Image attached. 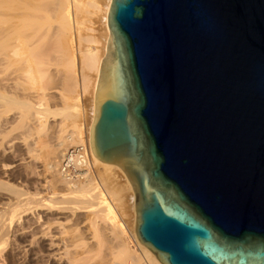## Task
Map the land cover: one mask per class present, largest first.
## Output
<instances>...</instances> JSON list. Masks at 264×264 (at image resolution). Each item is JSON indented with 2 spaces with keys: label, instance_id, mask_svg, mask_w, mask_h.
I'll list each match as a JSON object with an SVG mask.
<instances>
[{
  "label": "water",
  "instance_id": "water-1",
  "mask_svg": "<svg viewBox=\"0 0 264 264\" xmlns=\"http://www.w3.org/2000/svg\"><path fill=\"white\" fill-rule=\"evenodd\" d=\"M91 145L163 264H264V0H113Z\"/></svg>",
  "mask_w": 264,
  "mask_h": 264
},
{
  "label": "bare ground",
  "instance_id": "bare-ground-1",
  "mask_svg": "<svg viewBox=\"0 0 264 264\" xmlns=\"http://www.w3.org/2000/svg\"><path fill=\"white\" fill-rule=\"evenodd\" d=\"M112 1L109 0L107 6L103 8L96 3V0H87L90 5L96 4L92 10L82 15L84 0H0V125H4L3 122L1 123L3 114L5 115L4 111L13 112V110H17V116L13 117V122L10 120L12 125H9L8 129L12 130L19 126L31 132V136L33 134L34 137L35 134L32 132L47 125L45 119L47 109L41 108V99L48 93L39 92L41 88L37 87L39 80L46 78L59 82L57 85L61 86L59 104L63 108L62 112H65L66 120H74L73 130L67 131L66 121L63 120L59 130L57 124L50 125L53 130L47 134L46 139L31 141L34 143H31L33 149H38L44 154V159L40 163V173L50 178L47 182L51 183L53 188L62 189L63 199L69 200L64 204L74 203V207L45 205H43L45 207H31L34 202L30 199H27L23 207L20 206L23 213L32 216L33 220H30H36V225L43 221L37 226L39 228H36L33 235L29 233L33 236L29 235L32 239L29 241L26 238V240L28 247L43 245L41 249L45 247V252L39 255V250L36 252L33 249L31 252L29 249L32 253L29 264H41L42 256L47 260L46 264H163L144 244L141 243L142 255H140L125 241L126 225L122 224L118 215L130 208H126L125 205L129 202L131 210L132 207L134 209L132 213L136 230L134 189L122 168L100 161L91 145L97 85L110 38L109 13ZM99 13L104 17L103 24L92 19L96 16L100 19ZM87 21H90V24L87 25ZM57 85L46 90L58 89ZM87 96L91 98L89 119L84 108V99L89 98ZM82 115L83 119H87L84 120V124H79L76 119H81ZM5 127L7 129L6 124ZM2 129L0 132L3 131ZM3 132L5 135L6 132ZM7 134L11 137L9 133ZM28 137L30 139V136ZM85 142L88 145L91 169L84 180L68 181L60 172L62 158L70 148L84 145ZM3 143L0 144L4 145ZM30 151L29 154L27 153L29 156ZM70 199L74 201L70 202ZM23 201L25 200L21 202ZM77 205H84L83 207L88 209L89 213L85 215L86 217L78 210L82 206ZM118 208L121 212L117 214ZM18 211L20 210L17 209L12 214L9 224L5 221L0 223V264H16L13 252L8 251V246L9 229L13 225L14 218L22 215V212L18 213ZM27 220L29 225L32 223L33 226L34 222ZM86 220L89 222V227L83 229L80 224L85 223L83 221ZM69 223L73 226L69 227ZM35 224L33 227H36ZM33 227H30L31 231ZM26 229L25 234L29 231ZM21 232L17 234H23V231ZM15 258L18 260L19 257ZM19 262L28 263L23 260Z\"/></svg>",
  "mask_w": 264,
  "mask_h": 264
},
{
  "label": "rangeland",
  "instance_id": "rangeland-1",
  "mask_svg": "<svg viewBox=\"0 0 264 264\" xmlns=\"http://www.w3.org/2000/svg\"><path fill=\"white\" fill-rule=\"evenodd\" d=\"M84 2H85V4H84V6L82 8V10H83L82 11V15L84 13H86L87 11L92 10L94 4H96V3L99 4L100 6H102L103 8H105L107 6L109 0H96V3H94L93 5L88 4L87 0H84ZM99 14H100V19H99L98 16L93 17L92 19H93V21L94 20H98L101 24H103L104 23V20H103L104 17L102 15V13H99ZM86 24L87 25L90 24V21H87ZM101 24H100V26L103 27V25H101ZM101 27H99V28H101ZM57 83L59 84V82H55V79H54V82H53V79L49 80L47 78L43 79V80H39V84L37 86L38 88H39V86L41 88V90L39 92L42 91V93H44V92L46 94L48 93V95H46L45 97L42 96V99H41V105H42L41 108L42 109L44 108L45 110L46 109L48 110V111L47 110L45 111V114H46V118L45 119L47 121V125H46L47 127L43 126L45 130L43 129V127H40L39 130H37V131L35 130L34 132H32V133L35 134L34 137H32L33 134L31 136V132H28L26 129H24L22 127H19V126L15 127V128H18L19 131H17L18 129L16 130L15 128L12 129V130L9 128L10 129L9 130L8 127H9V125H12L11 122H13V117L17 116V110L16 111L13 110V112L10 111L11 113L4 111L5 115L3 114V120L1 121V123L3 122L4 125H0V129L3 128L2 130L6 132L5 135H4L3 131H2L3 133L0 132V140H1L0 143L2 144L3 142H6V143H3L4 145L0 144L1 145L0 147L4 146L3 148H0V181H1L0 182V199H1L0 200V220H1L0 223L1 224L4 221H5L6 224H9L10 220H11V218L13 216L12 214H14V212L17 209H19L22 212V210L20 208L25 205L24 203H26L27 199H30L31 201L34 202V203H32L31 207H37V206H39V207H45V206L46 207L47 206L48 207H51V206L52 207L53 206H55V207L56 206H58V207H60V206L61 207H71L72 206V207H74V203L73 204L69 203V205H68V203L64 204V202H66V201L68 202L69 200L63 199L62 189L59 188V187L53 188L54 186L50 185L51 183L49 184L47 182L48 180H50V178H48L47 176L45 177V174L43 175L42 173H40L41 172L40 171L41 170L40 163L44 159V154L42 152L38 151V149H36V150L33 149L34 146L32 145V144H34L33 142H35V141L37 142L39 140L46 139V137L48 136L47 134L53 130L51 128V126H52L51 124H54V123L57 124L56 126H57V128L59 130V128H61V122L63 120H65L66 121L65 123H66L67 131L74 129V126L72 125V123H73L72 121H74V120H71V119H69V120L67 119L66 120V117H64L65 116L64 115L65 112H62L63 108H62L61 104H59L60 103L59 96L61 97V91H59V90H60L61 86L60 85L58 86ZM55 84L57 85L58 89H54L53 88L51 90H46V88L48 89V88L55 87L56 86ZM27 85L28 84H26V86ZM87 97H89V96H87ZM90 102H91V98L90 97L87 98V99H84V108H85V111H87V113L86 112L85 113H86V116H87L88 119H89V116H91V113H90L91 112V103ZM46 112H48V113H46ZM10 117L12 119H9ZM83 118H84V116L81 119H76V120H77V122L79 124H81V123L84 124V120H86L87 118H85V119H83ZM10 120H12V121L10 122ZM5 124L7 125L8 131H7L6 127H5ZM58 124H59L60 127L58 126ZM4 128L6 130H4ZM23 129H24V131H23ZM11 131H12V133H11ZM25 132H27L26 133L27 135H25ZM36 132H37V134H36ZM1 133L3 135H1ZM7 133H9L11 135V137H8ZM28 133H30V135H28ZM6 135H7V137H5ZM28 136H30L31 140L29 139ZM2 138L5 139V140L3 141ZM26 138L29 139L28 140L29 142L26 141L27 140ZM24 139H25V142H24ZM32 139H34L33 142H31ZM28 149L32 150V152L29 150L31 152L30 156L27 155V153L29 152ZM41 153H42V155H41ZM28 156L29 157L32 156L31 157L32 159L29 158ZM22 200H25V201L21 202ZM53 200H55L56 202L59 200L57 202L58 204L55 201L53 202ZM72 200L73 199H70V202L74 201V200L73 201ZM135 200H136V197H135ZM62 201H63V204H62ZM20 202L23 205H21ZM53 203H56V204L53 205ZM59 203H60V205H59ZM40 205H42V206H40ZM43 205H45V206H43ZM125 205H126V208L130 207V208L126 209L125 213L121 212L119 208L116 211L117 214L121 212L120 213L121 215L119 214L118 218H119L120 221H122V224L124 223L123 224L124 226L126 225V227H125V230H126L125 241L127 242V244L129 245V247L132 250H135L137 253L142 255V250L140 248V246L142 244H141V242H140V240H139V238L137 236V233H136V230H135L134 221H133L134 217H133L132 211L134 212V209L132 207V210H131V205H130L129 202L125 203ZM77 206H79V205H77ZM81 206H82V208H79L78 210L84 216L87 215L89 213L88 209L83 207L84 205H81ZM81 206H79V207H81ZM75 207H76V204H75ZM115 207H117V205H115ZM129 209H130L131 213L129 212ZM20 211H18V213H21ZM135 214H136V212H135ZM26 215H27V213H23V212H22V215H17L16 218H14L13 225L12 226L10 225L11 228L9 226V228H10L9 229V240H10V242H9L8 248L11 249L12 246H13L14 250L11 249V251H10L8 249V251L10 253L13 252L12 253L13 256H14L13 258H14L16 264H20V263L21 264H25L26 263L25 261H28V263H26V264H29V259L31 257V254H32L31 252L33 251V249L36 252L39 250V252H38L39 255L41 253L43 254V251L45 252V247H43V250L41 249L43 245H37L34 248L28 247L29 244H27L28 241L26 240V238L30 241L32 238L30 239L29 235L30 234L33 235L34 232H36V228H39L37 226H40V224H42L43 221L41 220L42 222H40V223H38L36 225L35 224L36 220L32 221L33 220L32 216H28L29 214L27 216ZM125 216H127V217H125ZM23 219L26 222L22 221ZM27 219H29V220L32 219V220H30V222L31 221L34 222L36 227H33L34 224L32 226V223H30V225H29V221ZM7 220H8V222H7ZM83 222H85V223L81 222V224H80L82 226V228L83 229H85L86 227L88 228L89 227V222L87 220L83 221ZM68 226L69 227L73 226V224L69 223ZM81 226H79V228H81ZM28 227H29V229H28ZM30 227H33L32 231H31ZM34 228H35V230H34ZM25 229H26V231L29 230L26 234L24 232ZM18 231H20V233H22L21 231H23V234H21L22 236L19 235L20 233ZM17 233H19V234H17ZM32 235H30V236H32ZM20 236H21V238H20ZM21 239H22V241H21ZM39 246H41V247H39ZM36 248H37V250H35ZM29 249H30V251L31 250L32 251L30 252ZM24 251H25V253H24ZM15 257H19L20 260H19V258H18V260L19 261L23 260L25 263L19 262ZM42 257L40 258L41 264H46L47 260H45V257H43V258Z\"/></svg>",
  "mask_w": 264,
  "mask_h": 264
},
{
  "label": "built area",
  "instance_id": "built-area-1",
  "mask_svg": "<svg viewBox=\"0 0 264 264\" xmlns=\"http://www.w3.org/2000/svg\"><path fill=\"white\" fill-rule=\"evenodd\" d=\"M91 169V162L88 154V145L70 148L62 158L60 172L68 181H81Z\"/></svg>",
  "mask_w": 264,
  "mask_h": 264
}]
</instances>
